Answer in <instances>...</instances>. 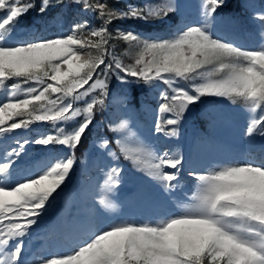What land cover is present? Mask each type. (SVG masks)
I'll return each instance as SVG.
<instances>
[{
  "label": "snow or ice",
  "instance_id": "1",
  "mask_svg": "<svg viewBox=\"0 0 264 264\" xmlns=\"http://www.w3.org/2000/svg\"><path fill=\"white\" fill-rule=\"evenodd\" d=\"M51 2L41 0L39 11L44 13ZM73 2L85 12L98 14L102 26L92 27L85 20L67 35L21 41L15 39L19 18L34 5L0 0L4 11L0 16V91L5 94L0 100V264H27L25 238L69 179L76 164L74 150L98 106L105 104L107 76L113 69L123 73L118 77L122 82L133 77L146 85L167 86L161 93L159 113L171 116L163 123L157 119L158 134L177 135L190 106L209 96L248 106L252 116L244 135L264 139V45L246 50L215 34L214 24L227 0H202L201 22L185 26L169 39L147 40L131 30L117 29V38L139 49L129 65L109 51L108 25L115 19L165 20L179 11L177 0L129 5L127 10L99 0ZM244 2L246 10L255 8L250 0ZM253 19L264 30V9L255 11ZM108 56L112 59L107 60ZM183 82L190 84L186 87ZM81 101L84 106H76ZM78 117L82 121L66 131L63 125ZM34 122H52L54 132L34 139L14 135L16 130L27 131ZM126 128L127 122L122 121L112 131L122 133ZM116 143L123 158L164 192L179 186L182 155H157L127 136ZM32 145L42 146L47 153L37 164L31 161ZM58 145L72 154L58 155L54 151ZM108 146V140L101 144ZM122 171L116 165L105 173L99 201L104 208L114 207L110 197ZM189 175L199 183L179 213L147 221L97 218L73 251L45 256L40 264H264V157L218 165L205 175L195 171Z\"/></svg>",
  "mask_w": 264,
  "mask_h": 264
},
{
  "label": "rangeland",
  "instance_id": "2",
  "mask_svg": "<svg viewBox=\"0 0 264 264\" xmlns=\"http://www.w3.org/2000/svg\"><path fill=\"white\" fill-rule=\"evenodd\" d=\"M228 1L229 0H227V3ZM158 2L159 0H150L149 4ZM177 3L180 5L178 12L171 14L165 20L156 19L154 21V23H157L159 26L177 28L175 34L178 30H183L185 26L196 25L202 20V0H177ZM239 3L240 8L234 13L227 11L226 6L219 10V18L214 24L213 30L217 36L225 41H230L231 39L238 40L237 36L239 37V33L242 32L243 37L246 38L250 36V30L257 33L264 31L260 24L253 19L255 11L264 9V0H250V3L255 6L253 10H246L247 5H245L244 0H239ZM81 11L85 12L83 9H81ZM240 20H243V22H238ZM34 30V25H29L24 30L20 26L15 34V38L21 40ZM241 30L242 32H236ZM243 37L240 38L244 40ZM244 43L245 46H243L242 49L255 50L257 39L250 38L249 41ZM8 83L10 84L11 81ZM4 95V92L0 91V100L4 99ZM113 102L116 103V109L122 106L126 113L124 116L122 115L120 117L118 122L113 123L112 127L115 128L122 121L127 122V128L124 132H113L115 143L117 139L122 136H127L133 142H142L157 155L164 152L170 155L178 153L183 156L184 163L180 173L179 186L173 192L168 193V195L162 194L161 198L165 199L156 202V207H153L149 211V214L145 212V209L141 207V205H137L136 210H134L123 203H119V205L115 204L116 200L133 192V185L122 182L110 197L114 207L104 208V212H102L100 216V218L104 220L125 219L147 221L161 219L179 213L183 210L185 205L190 203V197L196 192L199 183L189 175V172L195 171L198 174L205 175L210 169L218 165L233 163L243 164L249 159L258 161L264 157V141L252 143L251 140L244 135L248 121L252 116L250 111L244 107L234 106L228 100H222L219 103H215L216 105H201L198 111L203 114L211 112L214 116V118H210V122L206 125V129H201L190 123L188 115L197 111L194 105L190 106V110L185 114L184 119L178 126L177 135L171 137L165 136L162 133L158 134L155 131L157 119H160L163 123L164 120L171 116L170 113L161 114L158 111L159 109L147 103L141 104L140 107L128 106L129 100L120 95L114 96ZM15 119L18 120L19 117ZM11 122L12 121H8L9 124ZM68 131L71 130L68 129ZM53 132L54 128L52 122H34L27 131L16 130L14 134H17L16 137L18 138L26 137L34 139ZM104 140H106V138L103 135L94 138L89 150L86 152L85 158L82 159V175L77 176L73 181L69 178L64 184L69 188L71 194L67 197H63V192L68 190H58L59 195L52 201L51 206L46 209L39 220V225L34 226L32 234L28 236L30 237L29 242L24 241V258L27 264H40L41 259L45 256L65 253L53 252L51 254H42V250L55 248V243L51 235L48 234L46 230L42 231V228L47 216L55 211L56 208L54 209V207L56 202L59 206L62 204L64 209L75 204L77 206V211L82 213L75 218V220L79 222H84V216L89 218L92 222L96 220L97 217L94 214V209L97 204L100 205V198L104 194L102 185L105 175L101 164L114 160V157L109 155V152H112L109 146L107 149L101 147ZM9 143H11V140ZM55 152L61 156L69 155L65 150H58ZM46 155L47 153L42 146L32 145L30 157L33 164L43 161ZM165 170L172 171L167 168ZM132 172L137 181L139 179L145 186L157 191L162 190V188L146 173L139 171L134 166ZM128 182L134 181L128 179ZM75 210L76 209H73L71 212ZM66 215L67 213L64 211L58 212L56 221L60 222V220L68 216ZM74 247L75 245H72L67 251H73ZM34 251L39 254L36 255L38 259L34 257L33 260H29L31 253Z\"/></svg>",
  "mask_w": 264,
  "mask_h": 264
},
{
  "label": "trees",
  "instance_id": "3",
  "mask_svg": "<svg viewBox=\"0 0 264 264\" xmlns=\"http://www.w3.org/2000/svg\"><path fill=\"white\" fill-rule=\"evenodd\" d=\"M90 2L96 3L97 0H90ZM99 2L107 3L110 7L115 9L127 10L129 5L135 7H144L145 5H148L150 3V0H99ZM22 3H32L34 7L27 14L19 18L20 26L24 30L29 25H34L35 30L29 33L25 38L21 39V41L67 35L71 33V30L76 23H82L85 20H87L89 24L95 28H99L103 24V20L98 16V14H94L91 11H81V9H83V6L75 4L73 0H52L51 6L44 13H41L39 11L41 7V0H22ZM239 8V0H229L226 5L227 11H231L233 13L236 12ZM3 15L4 11L0 10V16ZM155 20L156 19H151L147 22H145L144 20L135 19L113 20L112 23L108 25V30L112 34V39L109 40L108 45L109 51L113 52L116 58H118L125 65L133 64L139 53V49L134 44L130 45L128 42L117 38V29L131 30L135 33H139L143 39L147 40L169 39L174 36L177 28L171 26H159L157 23H154ZM238 22L241 23L243 22V20H240ZM84 31L86 32L87 29H85ZM236 32L239 33L242 32V30ZM249 32L250 36L244 38L242 32L239 33V37L237 35H234L237 36L238 40L231 39L229 42H232L242 48L243 46H245L244 42L249 41L250 38H256V49L264 45V31L257 33L253 30H250ZM240 37H243L244 40H242V38ZM82 51L94 50L83 49ZM106 59L111 60L112 57L108 56L106 57ZM103 67V65L100 66L101 69ZM121 75H123V73H119L115 69L108 73V90L107 96L105 97V104L102 108L98 106V110L94 115L92 124L89 126L86 133L82 137L79 146L74 150L76 164L69 178H71L70 180L73 181L77 176L82 175V159L85 158L86 152L89 150L94 138L98 137L99 135H103L106 140L109 141V148L113 153L116 154L113 161L101 164V167H103L104 175L110 167L118 165L123 170L120 178V183L126 182L134 186L133 192H131V194L125 195L124 197H121V199L119 198L118 200H116L115 204L119 205V203H123L124 205H128L129 208H132L134 210H136L137 205H141V207L145 209V212L149 214V211L153 207H156V202L165 199L161 198L162 194L168 195V193L164 192L163 190L157 191L154 189H150V187L145 186L144 183L139 179L137 181L136 177H134V173L132 172L133 164L123 158L118 145L114 141L112 125L113 123L118 122L120 117L122 115L124 116L126 112L125 110H123L122 106H120L119 109H116V103L113 102V97L117 95L125 97L127 100H129L128 106L131 105L134 107H140L141 104L147 103L148 105L159 109V105L163 102L161 99V93L167 90V86L162 83H158L156 85H146L142 81H138L133 77H125V81L122 82L118 78ZM101 78L104 77L101 76ZM183 83L186 87L190 84V82ZM84 87L87 88V85H85ZM82 90L83 89H81V91ZM90 98L91 97H88L87 99ZM222 100L227 101L228 99L209 96L203 97L201 103L194 105L197 108V111L188 115L190 123L200 127L201 129H206V125L210 122V118L212 119L214 118V116L211 112L203 114L202 112L198 111L199 108L203 104H206L208 106L216 105L215 103H219ZM76 106L83 107L84 102L81 101ZM234 106L244 107L248 109V106L244 105L243 103H237ZM259 114L260 113L258 111L257 115ZM82 119L83 117H78L76 118V120L69 121L63 126L65 127L66 131H68V129L72 130L82 121ZM14 135L17 136V134ZM250 140L252 143H260L261 141H264V139H262L260 136H255ZM8 142H10V140ZM58 150H65L69 155L72 154V151L64 146H55L54 151ZM128 179H131L134 182H128ZM63 189L68 190L63 192V197H67L71 194L69 188H67L65 185H62V190ZM54 209L55 211L47 216L42 231L46 230L47 233L51 235L55 243V248L42 250L43 255L44 253L51 254L53 252H68L67 250L72 245H76L78 240L82 238V235L88 228L89 224L92 223V221L86 216H84L85 220L83 223L75 220L77 215L82 214L77 211V206L75 204L70 205L69 207L64 209L62 207V204L59 206L56 202ZM73 209L76 210L74 212H71V210L73 211ZM62 211L66 212L68 216L66 215L67 217H64V219L60 220V222L56 221L57 213ZM102 212H104V207L97 204L94 209L95 216L97 218H100ZM29 240L30 237L25 238L26 242H29ZM36 255L39 254L35 251L31 253L29 260H33L34 257H37Z\"/></svg>",
  "mask_w": 264,
  "mask_h": 264
}]
</instances>
